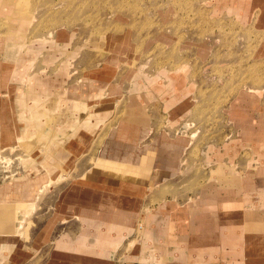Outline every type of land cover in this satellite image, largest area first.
<instances>
[{"label": "rangeland", "instance_id": "obj_1", "mask_svg": "<svg viewBox=\"0 0 264 264\" xmlns=\"http://www.w3.org/2000/svg\"><path fill=\"white\" fill-rule=\"evenodd\" d=\"M23 58L25 82L13 81ZM64 69L62 90L83 97H67L59 114L53 101L64 90L55 89L39 125L25 123L28 79L56 80ZM139 110L152 129L116 171L106 141L121 127L136 141ZM90 114L93 124L81 126ZM78 118L79 132L58 124ZM161 133L191 144L162 154L145 147ZM45 156L55 159L52 173ZM263 168L264 0H0V201L35 204L17 238L38 231L75 241L124 224L118 253H131L148 202H183L230 172L253 189Z\"/></svg>", "mask_w": 264, "mask_h": 264}, {"label": "crops", "instance_id": "obj_2", "mask_svg": "<svg viewBox=\"0 0 264 264\" xmlns=\"http://www.w3.org/2000/svg\"><path fill=\"white\" fill-rule=\"evenodd\" d=\"M24 58L12 75L13 81L25 82L26 77L22 73ZM60 73L56 80L46 77L28 79L29 84L25 86L29 88L31 85L28 95L34 97L29 103L23 102L27 111L23 121L28 125L38 124L42 117L41 109L49 110L46 104L55 89L64 90V83H59L66 76L65 69ZM155 81L151 82L156 84ZM83 94L82 91L65 89L62 98L53 101V110L64 113L67 108L62 104L63 101L70 95L71 99H75L74 96L83 97ZM40 95L45 96L42 103L39 102ZM73 101L74 109L80 111L78 113L85 115L88 112L87 105ZM134 113V120L139 121L137 140L129 142L125 139L126 131L121 127L114 128L106 141V148L110 151L108 161L112 162L116 171L130 162V152L137 151L140 142L149 136L152 129L147 124L149 118L144 111ZM93 118L94 115L90 114L87 119L80 121L81 126L89 128ZM79 119L74 123L60 119L58 124L61 122L63 126L79 132ZM124 121H127L126 118ZM152 141L145 147L158 151V154L169 149L184 152L191 144V140L185 137L172 139L166 133H161ZM70 147L75 148V144ZM48 150L42 148L47 154ZM49 157H46L44 164L52 173L54 167L50 162L55 159ZM163 172L168 174L169 171ZM153 198L149 197L150 200ZM34 205L0 201V264H264V183H259L253 189L248 188L244 178L234 172L209 177L193 198L183 202L168 199L148 202L146 206H150V211L146 217L142 245L131 253L121 255L118 247L125 241L124 228H128L124 224H114L117 226L112 227L114 231L110 234L103 230L96 231V235L84 233L75 241L68 236L53 241L45 240V235L38 231L30 241L17 238L28 229L26 224ZM23 212L26 213L25 220H22ZM20 223H24L23 230L20 229ZM49 245H55L54 249L46 251Z\"/></svg>", "mask_w": 264, "mask_h": 264}]
</instances>
